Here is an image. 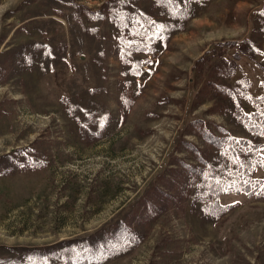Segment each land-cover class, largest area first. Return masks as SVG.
<instances>
[{
	"label": "rangeland",
	"instance_id": "374dc122",
	"mask_svg": "<svg viewBox=\"0 0 264 264\" xmlns=\"http://www.w3.org/2000/svg\"><path fill=\"white\" fill-rule=\"evenodd\" d=\"M175 1L182 19L154 0H0V264H264V196L214 197L184 145L221 164L187 133L201 122L264 160L203 89L246 80L240 107L264 119V0ZM222 59L235 72L212 75Z\"/></svg>",
	"mask_w": 264,
	"mask_h": 264
},
{
	"label": "trees",
	"instance_id": "16d2710c",
	"mask_svg": "<svg viewBox=\"0 0 264 264\" xmlns=\"http://www.w3.org/2000/svg\"><path fill=\"white\" fill-rule=\"evenodd\" d=\"M154 1L166 10L169 18L173 20L182 19L185 16L184 9L180 8L175 0ZM96 14L97 13H94L95 16ZM259 17H261V19L259 18L258 20L264 23V8L260 11ZM240 45L241 47L233 53L235 59L240 58L238 55L239 53L247 55L250 48L254 45V42L251 39H246L243 40ZM226 46L232 48L236 45L227 43ZM206 60L204 56L199 58L193 66V70L195 72L197 70L198 72V67H201ZM213 67L211 74L222 77L233 74L236 69L235 63L226 59H222L221 63ZM214 71H216V74ZM247 88L248 82L246 80H242L232 87L216 84V82L210 79L203 85V89H207L208 92L214 90L216 94H222L232 103V116L238 124L244 127L248 132L264 138V119L255 115L248 116L240 107L241 101L250 100ZM200 94H202V92H200L199 95ZM195 102L197 101L195 100ZM196 132L199 133L205 143L213 146L219 151L221 164L219 166H216L215 163L213 165L210 164V161L201 156L202 152L198 151L197 147L186 142L184 145L189 151L197 154L201 165L199 167L185 165V167L193 172L197 171L203 176L204 186L211 195L217 197L220 194L227 193H247L249 195L264 196V184L251 178L255 168H264V160L259 156V152L262 148L261 144L249 142V140L245 139L229 137L227 132L222 129L220 130V135H216L207 129L201 122L191 124L190 131H187V133L191 134H196ZM15 155L16 154H13V156ZM229 173L230 175L227 176ZM143 206L146 207V212H154L151 203L144 202ZM120 233V236L115 233V236L117 235L120 241L124 238L126 240L132 237L131 232L127 228L122 229Z\"/></svg>",
	"mask_w": 264,
	"mask_h": 264
}]
</instances>
